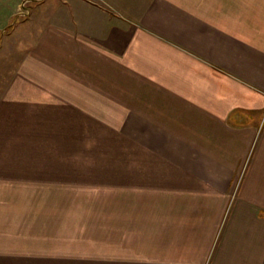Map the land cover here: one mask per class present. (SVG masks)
Here are the masks:
<instances>
[{"label":"crops","instance_id":"crops-1","mask_svg":"<svg viewBox=\"0 0 264 264\" xmlns=\"http://www.w3.org/2000/svg\"><path fill=\"white\" fill-rule=\"evenodd\" d=\"M0 264H264V0H0Z\"/></svg>","mask_w":264,"mask_h":264},{"label":"rangeland","instance_id":"rangeland-1","mask_svg":"<svg viewBox=\"0 0 264 264\" xmlns=\"http://www.w3.org/2000/svg\"><path fill=\"white\" fill-rule=\"evenodd\" d=\"M9 3L11 2V0H7ZM26 5L28 4L27 2H24ZM23 3V4H24ZM22 4V5H23ZM24 11V9H23V7H20V9H19V13H22ZM11 58V57H10ZM13 58H15L17 61H19L20 60V58H21V54H18L17 55V58H16V56L15 57H13ZM5 62H3V64H4ZM6 63H8V62H6ZM29 116L28 117H23L22 118V121L20 122L22 125H21V127H29L32 123V120H31V122L29 123V122H26V119L27 120H29ZM26 123V124H25ZM27 123H29V124H27ZM92 125L95 127H101L99 124L98 125H94L93 123H92ZM79 151H80V149H78ZM81 150H83V149H81ZM65 151H66V153L67 154H71V153H74L75 151H74V149H69L68 148V146H67V148H65ZM77 152V151H76ZM17 154H24V152H22V151H20V152H17ZM44 154H47V152L46 153H44V151H41L40 149L39 150H35L34 152H33V155L34 156H40V155H44ZM49 154H53V153H51V152H49ZM58 153L55 151L54 152V155H57ZM87 213L88 212H83V213H71V214H69V213H67V215L68 216H70V218H67L66 219V222H67V225H68V228H69V231H72L73 233L72 234H69V236H65L64 237V239L66 240V243H68V241H71V240H75V238H79L81 235L83 236V235H89L90 234V227H89V225H87L86 226V232L84 233L82 230H81V232H80V224H83V220L82 221H80V220H76V215L77 216H79V219H83V217L84 216H86L87 215ZM73 214H74V217H75V219H73ZM89 222L91 223V222H94V220H92V219H90L89 220ZM87 223V222H86ZM99 223V222H98ZM88 224V223H87ZM83 228H84V226H83ZM81 229H82V227H81ZM76 235H78V236H76Z\"/></svg>","mask_w":264,"mask_h":264}]
</instances>
